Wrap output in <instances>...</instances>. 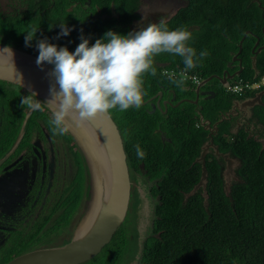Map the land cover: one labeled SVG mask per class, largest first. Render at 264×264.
Wrapping results in <instances>:
<instances>
[{
    "label": "flooded vegetation",
    "instance_id": "obj_1",
    "mask_svg": "<svg viewBox=\"0 0 264 264\" xmlns=\"http://www.w3.org/2000/svg\"><path fill=\"white\" fill-rule=\"evenodd\" d=\"M140 1L127 0V3L135 4L134 10L125 9V6L122 9L127 16L133 14L134 17L124 23L116 0H107L104 6L100 5L99 0H0V24L4 27L22 25L29 31L32 27L39 28L36 36L41 39L47 37L50 43L62 47L73 42L75 51L81 34L91 40L95 35L97 40L104 36L105 29L117 27L124 32L129 26L131 32L134 24L141 25L139 30L149 22L156 23L161 19L169 22L173 17L169 13L171 5L188 3V0H147L142 9L144 4H140ZM252 3H257L264 11V0H252ZM60 24H66L72 31L68 36L56 39L61 30ZM248 36L255 39L251 64L254 77L259 78L257 59L264 52V26L260 34L246 30L240 43ZM22 50L32 54L29 48ZM241 52L242 48L228 63L229 70L221 76L203 79L196 88L186 84L182 88L177 87L163 77L162 68L169 62L161 59L157 64L156 76L143 79L145 95L139 108L132 107L124 112L118 108L108 111L119 129L127 155L131 181L128 213L139 217V223L146 208L151 209V219L154 218L156 203L164 194L161 184L165 177L157 174L174 166L161 165L158 171L154 169L150 172L142 159L137 157L136 146L139 145L146 153L144 158L151 152L155 157L163 155L161 160L164 163L174 164L175 155L181 153L177 142L189 138L193 127L206 131L212 127L210 120L204 118L203 102L216 97L217 92L224 90L226 83H232L242 74L246 67L243 65L244 56H239ZM234 75L233 79L226 81ZM213 78L218 81H213ZM258 83L259 87L252 91L264 86V81ZM28 94L29 89L13 80H0V264L10 257V250L20 248L22 237L36 233L37 228L42 229L39 236L44 239L58 238L51 233L52 228L59 229L57 236H73L87 212V203L93 191L90 167L81 145L72 134V130L77 131V125L73 123L66 135H53L49 124L52 111L47 105L43 111H31L20 106L21 98ZM241 102L233 99L232 112H225L221 117L231 122V129L236 128L233 132L241 128L242 122H246L245 129L250 133V121H245L239 115L241 111L248 112ZM179 111L184 112L182 117L178 116ZM123 113L124 122L119 125L116 116L122 117ZM209 143H203L194 159V163L202 164V174L203 167L206 169L207 155L213 149ZM191 151H197V147ZM83 198H88L86 205H80ZM58 223L60 225L56 228ZM71 228L70 233L68 229ZM149 235L158 236L152 233L151 228ZM70 241L52 247L64 246ZM18 256L11 255L10 261ZM124 262L135 264L136 257Z\"/></svg>",
    "mask_w": 264,
    "mask_h": 264
},
{
    "label": "trees",
    "instance_id": "obj_2",
    "mask_svg": "<svg viewBox=\"0 0 264 264\" xmlns=\"http://www.w3.org/2000/svg\"><path fill=\"white\" fill-rule=\"evenodd\" d=\"M99 1L104 6L107 0ZM116 1L118 11L124 16L122 21L129 22L134 15L127 16L122 8L125 6V9L134 10L135 4L127 3V0ZM166 23L170 30L185 25L192 33L189 46L195 48L198 54L202 50L208 51L209 55L195 69L188 71L205 79L213 75L221 76L224 71L229 70L228 63L239 52V43L245 31L260 34L264 26V11L257 3H252V0H188ZM109 30L124 35L128 33H123L117 27L105 29L106 32ZM28 31L22 25L0 27V44L18 49L29 48L33 55L38 56L36 39L41 38L36 36L32 46L26 47L25 36ZM93 39H89L90 46L96 41L95 35ZM77 40L81 42L79 38ZM254 43L252 36L244 41L239 56H244L243 65L246 68L234 82L241 80L244 83H256L264 77V52L257 59L259 78L254 77L255 71L251 64ZM63 47L74 52L73 42ZM157 57L171 63V67H176L181 60L179 56L167 53ZM180 68L183 70V62L180 63ZM213 81L218 80L213 78ZM263 87L258 91L246 90L241 98L225 90L217 92L216 97L203 102L204 118L214 126L221 121V114L231 110L233 99L254 98L263 93L261 102L252 110L251 119L264 132ZM183 115V111L178 112L179 117ZM116 120L119 125L123 124L124 113L122 117L116 116ZM191 132L193 133L185 141L177 142L181 153L175 155L174 164L164 163L161 160L163 155L155 157L151 152L147 158L142 159L150 172L154 169L158 171L161 165L174 167L157 174L165 177L161 184L164 194L156 203L154 226L151 229L158 236L149 237L139 264H264V143L255 136H250L245 128L233 132L228 119L220 122L218 132L213 136V144L221 154H228L238 161L235 170L237 180L228 191L224 175L225 160L218 157L213 148L206 160L207 195L204 197L202 189L195 194L191 192L202 178V164L194 163V159L203 143L210 141L209 131L193 127ZM193 147H197V151H191ZM59 225L58 223L55 227L58 228ZM122 226L101 252L103 254L106 251V255L100 253L87 264H125L122 259L128 239ZM41 230L37 228L36 233L31 232L22 237L23 242L18 246L20 248L10 250V257L2 261V264L8 263L12 259L11 255L65 244L70 240L57 236L59 229L52 228L51 233H55L58 238L50 237L52 242L49 246L39 236ZM138 250L137 246L135 254L129 259L126 257V260H133Z\"/></svg>",
    "mask_w": 264,
    "mask_h": 264
},
{
    "label": "clouds",
    "instance_id": "obj_3",
    "mask_svg": "<svg viewBox=\"0 0 264 264\" xmlns=\"http://www.w3.org/2000/svg\"><path fill=\"white\" fill-rule=\"evenodd\" d=\"M166 22L163 19L156 23L149 22L139 30L141 25H137L135 31L133 26L131 32L128 26V30L123 32H128L126 35L109 30L103 38L97 39L91 46L89 39L81 34L79 37L81 42L74 52L69 51L67 47L50 43L47 37L37 39L36 65L42 71L45 63L53 65L47 73L51 79L49 99L40 102L36 99L37 93L29 89V94L21 98L20 106L27 107L31 111H43L44 106L47 105L52 111L49 124L53 135H66L72 129L73 123L80 126L111 109L118 108L119 111L124 112L132 107L139 108L145 95L143 79L156 76L157 64L160 62L157 56L163 53L179 56L180 63L183 62L184 65L182 70L180 63L176 64V67H171L169 63L162 68L163 77H167L177 87L182 88L186 84L196 88L201 85L203 78L188 71L195 69L209 53L207 50H202L198 54L195 48L189 46L192 33L185 25L170 30ZM60 29L56 39L66 37L72 31L66 24H60ZM38 30L39 28L32 27L26 32V47L32 46ZM234 77L235 75L227 78L226 81ZM260 81L263 82L264 77ZM259 85L258 82L244 84L239 80L226 83L224 90L241 98L246 90L254 89ZM258 90L259 88L255 91ZM262 95L263 93H260L254 98L237 99V101L242 100V106L248 110L247 113L241 111L239 114L245 121H253L252 110L261 102ZM231 112L230 110L229 113ZM224 120L225 118L222 117L220 122ZM220 122L212 125L209 130L211 133L209 145L214 148L217 156L219 150L213 144V136L218 132ZM136 154L140 159L146 155L139 145L136 146ZM218 157L225 160L223 154ZM225 163L227 164L226 160Z\"/></svg>",
    "mask_w": 264,
    "mask_h": 264
},
{
    "label": "water",
    "instance_id": "obj_4",
    "mask_svg": "<svg viewBox=\"0 0 264 264\" xmlns=\"http://www.w3.org/2000/svg\"><path fill=\"white\" fill-rule=\"evenodd\" d=\"M178 5H182V3ZM178 5H171L169 12L171 17L179 11V8L175 9ZM243 41L240 43V49ZM0 56L12 60V62L8 60L0 61V80H13L19 85L31 89L37 93L36 97L39 101L49 99L51 83V79L47 76L49 71L45 69L42 71L33 62L37 59L36 56L5 45H0ZM49 66L52 67V65ZM40 92L42 94H39ZM86 123L89 124L90 129L91 124H93L96 127L97 137L100 134L102 139L101 149L105 156L108 174L105 179H102V182L99 181V184L102 183L104 187L101 188L99 185L97 188L98 179L101 177L98 178L95 174V166L90 162L85 148L86 139L81 135L80 127L77 126V131L72 130V134L76 137L88 158L87 160H89L93 190L84 218L74 232L71 241L66 245L35 249L14 258L8 264H85L94 260L103 251L124 223L131 199V181L127 155L119 129L109 112L99 114L96 118L86 121ZM217 154L218 156L222 155L219 151ZM224 158L227 161L228 170L232 171L233 160L228 155H224ZM236 180L237 177L234 181ZM206 187L207 171L203 167L201 181L191 194L204 189L203 195L206 197ZM145 216L148 218L149 214L145 212L144 219H146ZM153 219L149 222V226L143 229V233L142 229L138 228L140 238L135 264H139L142 260L145 243L150 237V228L152 229L154 226Z\"/></svg>",
    "mask_w": 264,
    "mask_h": 264
},
{
    "label": "rangeland",
    "instance_id": "obj_5",
    "mask_svg": "<svg viewBox=\"0 0 264 264\" xmlns=\"http://www.w3.org/2000/svg\"><path fill=\"white\" fill-rule=\"evenodd\" d=\"M146 1L147 0H141L140 1V4H144L141 7L142 9H144ZM184 5L185 4H182L181 6L175 8V9L177 10L178 8H181ZM137 25L138 24H134V31L137 29ZM0 27H4V25L0 24ZM43 101L45 102L46 100H43ZM242 124L243 125L241 127H245L246 128V126H245L246 122H242ZM248 128H252V130L250 132L251 135L255 136L257 139H260L264 143V132L262 131V127L260 125H258L255 121H251L250 125L248 126ZM234 130H235V128H234ZM83 152H84V150H83ZM84 156H85L86 159H88L86 154H85V152H84ZM232 160H233L232 171L228 170L227 164H226V169H225V173H224L227 189H229V187L231 186V184L235 180V170L238 167V161L235 160V159H232ZM88 161L89 160H87V162ZM88 166L90 167L89 162H88ZM89 179H90V177H89ZM87 199L88 198H83L81 200V202H80V205H82L83 203H84V205H86ZM90 199H91V197L89 198V201H88L87 205L90 203ZM139 202L141 203V200ZM139 202H138V204H139ZM145 212L149 214V217L147 219H144V216H143L142 219H140V223H139V217H137L136 215L135 216H131V213H128L127 219H126L125 223L122 226V227H124V230L126 231V236H127V239H128V245L125 248V256L122 259L123 261H125L126 257L129 259L136 252V249H137V246H138L137 243H138L139 238H140L138 226H139V229H142V233H143L144 232L143 229L146 226H149V224H150L149 222H150V219H151V209L146 208L144 213ZM147 222H148V224H147ZM68 230L71 233L72 228L68 229ZM65 233H68V231H66ZM138 235H139V237H138ZM66 239L67 240H69V239L71 240L72 239V235H68V238H66ZM51 242H52V240L50 238H47V237L45 238V244H48L50 246ZM50 247H52V246H50ZM106 253L107 252L105 251V252H103L104 255L102 253H101V255L105 256ZM128 261H130V260H128Z\"/></svg>",
    "mask_w": 264,
    "mask_h": 264
},
{
    "label": "bare ground",
    "instance_id": "obj_6",
    "mask_svg": "<svg viewBox=\"0 0 264 264\" xmlns=\"http://www.w3.org/2000/svg\"><path fill=\"white\" fill-rule=\"evenodd\" d=\"M3 60H8L9 62H12L11 58L7 59V57L5 56H0V61H3ZM33 62L36 63V60ZM43 67L47 71H50L52 69V67L47 65L46 63L44 64ZM39 94H42V93L40 92ZM79 127H80L81 135L84 136L86 139L85 148L87 150L90 162L93 163V166H95V169H94L95 174L98 176V178L101 177L100 179H98L97 188L99 187V185L101 186V188H103L104 185L102 183L99 184V181L102 182V179H105L107 177L108 171H107V164H106L105 156L101 149L102 148L101 147L102 146L101 136L99 134V136L97 137L96 130H95L96 127L93 124H91V129L89 128V124L86 122H84ZM95 198H98V197H95Z\"/></svg>",
    "mask_w": 264,
    "mask_h": 264
}]
</instances>
